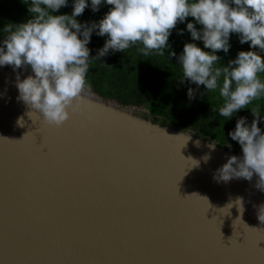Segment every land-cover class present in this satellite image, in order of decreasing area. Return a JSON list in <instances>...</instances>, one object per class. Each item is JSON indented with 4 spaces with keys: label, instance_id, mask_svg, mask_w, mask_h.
<instances>
[{
    "label": "water",
    "instance_id": "obj_1",
    "mask_svg": "<svg viewBox=\"0 0 264 264\" xmlns=\"http://www.w3.org/2000/svg\"><path fill=\"white\" fill-rule=\"evenodd\" d=\"M17 74L0 66V264H264L257 175L213 178L242 152L89 88L62 124L31 119Z\"/></svg>",
    "mask_w": 264,
    "mask_h": 264
},
{
    "label": "clouds",
    "instance_id": "obj_2",
    "mask_svg": "<svg viewBox=\"0 0 264 264\" xmlns=\"http://www.w3.org/2000/svg\"><path fill=\"white\" fill-rule=\"evenodd\" d=\"M67 3L68 0H28L30 18L19 24L6 23L0 29L4 34L0 66L10 65L14 71L31 69L32 74L22 80L17 74L16 81L18 99L32 110L27 113L31 119L33 113H38L48 123L60 125L69 118L70 108H81L83 94L90 87L86 81L88 44L94 31L107 39L97 56L91 58L105 56L110 49L124 52L138 43L144 56L152 51L163 54L169 48L171 30L187 17L194 20L186 24L192 41H202L203 48L194 42L184 44L177 58L183 74L181 82L187 79L197 87L203 85L207 92L218 90L223 100L218 113L225 120L250 108L264 95L260 76L264 74V56L259 54L264 53V0H90V4L89 0H73L70 15L54 14ZM102 3L111 7L98 23L77 21L86 7L97 11ZM231 33L239 35L241 44L247 42L249 50H240L235 59L223 65L217 52L228 53ZM187 94L193 98V89L189 88ZM250 110L252 122L249 124L242 116L228 133L240 145L242 157H228L213 178L217 182L251 180L255 173L256 187L264 191V132L258 127L264 116L259 108ZM215 144L209 147L214 149ZM209 158L203 157L205 162ZM188 161L190 167L198 164ZM236 204L243 212L242 198H237ZM258 220L264 223V204L258 208Z\"/></svg>",
    "mask_w": 264,
    "mask_h": 264
},
{
    "label": "trees",
    "instance_id": "obj_3",
    "mask_svg": "<svg viewBox=\"0 0 264 264\" xmlns=\"http://www.w3.org/2000/svg\"><path fill=\"white\" fill-rule=\"evenodd\" d=\"M27 3L28 0H0V29H3L6 23L26 22L30 18ZM110 7L106 3H102L97 11H93L90 6L86 7L76 19L82 24L98 23ZM72 11L73 0H68L67 5L54 14L70 15ZM190 21L194 22L193 18L187 17L171 30L168 37L169 48L164 49L163 54L152 51L148 56L142 54L140 51L142 45L138 43L124 52L110 49L105 56L91 58L97 56L98 50L107 39L106 36L97 35L94 31L88 44L90 62L86 81L90 85L89 89L102 97L115 99L124 106L141 107L154 121L190 129L203 138L215 140L219 145L242 152L238 142L232 140L228 133L235 129L237 119L242 116L247 118L249 124L252 122L254 119L250 110L252 107L259 108L261 115L264 116V95L254 100L248 106L250 108L241 109L225 120L218 113L219 107L223 105L218 90L207 92L203 85L197 87L187 79L181 82L183 74L177 58L182 53L184 44L194 42L203 48V42L192 41L186 29V24ZM195 26L199 30L200 25ZM3 39L4 34L0 32V41ZM229 43L227 54L222 50L217 52L223 65L235 59L240 50H249V44L247 42L241 44L236 33L230 34ZM256 51L259 52V49ZM170 52H174L175 55H169ZM259 54L264 56V53ZM260 76L264 80V74ZM189 88L193 89L191 99L187 94ZM258 127L264 132V121H260Z\"/></svg>",
    "mask_w": 264,
    "mask_h": 264
},
{
    "label": "rangeland",
    "instance_id": "obj_4",
    "mask_svg": "<svg viewBox=\"0 0 264 264\" xmlns=\"http://www.w3.org/2000/svg\"><path fill=\"white\" fill-rule=\"evenodd\" d=\"M135 108H137L138 112H139V111H140V112H141V111H144V109L141 108V107H136V106H135Z\"/></svg>",
    "mask_w": 264,
    "mask_h": 264
}]
</instances>
